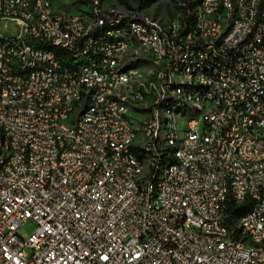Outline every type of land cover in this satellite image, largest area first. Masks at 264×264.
Masks as SVG:
<instances>
[{"label":"built area","instance_id":"1","mask_svg":"<svg viewBox=\"0 0 264 264\" xmlns=\"http://www.w3.org/2000/svg\"><path fill=\"white\" fill-rule=\"evenodd\" d=\"M89 5L99 24H92L90 14L59 9L56 0H0V35H13L12 43H0V92L40 102V110L29 111L0 104V128L11 126V137L0 135V264H264V250L236 249L239 238L220 243L203 237V229L224 231L226 220L216 224V215L229 195L238 204L250 201L251 214L243 215L250 228L246 239H264V172L254 171V164H264V0H203V18L193 19L192 10L190 24L168 18L163 28L151 26L152 16H138V9L117 13L100 0ZM126 15H136V25L120 32H139L147 41L146 54L158 60L149 83L157 87V100L145 107L142 120L154 165L140 189H133L131 177L118 175L103 152L77 146L72 131L63 137L44 119V111L63 113L76 82L95 85L96 110H86L83 125L76 127L98 138L112 134L104 152L137 167L135 144L127 145L118 109L102 98L104 78H111L122 95L128 92L111 61V50L123 45L95 47V39L81 32L82 20L98 28ZM143 26L152 27V38L144 37ZM195 34H204V42H195ZM14 36H23V43H14ZM44 42L64 45L66 55L48 53ZM191 47H198L200 60L215 55V63L224 62L223 72L198 73L200 84L209 85L206 107L217 101L225 115L205 118L203 111L190 122L194 141L209 129L204 152L168 158L160 199L152 201L150 180L161 151L154 140V107L160 98H174L172 75ZM81 52H101V60L76 65ZM27 60H35L31 73H23ZM64 61H72V68H64ZM190 72L189 66L183 84ZM9 81H16V88H9ZM103 110H111V117L90 123V115ZM69 117L76 122L77 116ZM32 124L45 125V135L23 137L24 127ZM42 136H52V143L41 144ZM168 136L173 138L169 131ZM7 143L16 145L15 157H7ZM226 146L245 154L246 164L231 163ZM150 202H157L166 218H156ZM27 219L36 229L23 236L18 230Z\"/></svg>","mask_w":264,"mask_h":264},{"label":"bare ground","instance_id":"2","mask_svg":"<svg viewBox=\"0 0 264 264\" xmlns=\"http://www.w3.org/2000/svg\"><path fill=\"white\" fill-rule=\"evenodd\" d=\"M203 0L196 7L193 19L203 18ZM110 10V6H109ZM114 10V9H113ZM117 13H128L118 11ZM82 14H90L92 24L100 23V16L97 11H87ZM138 16H149L139 12ZM89 20L81 21V32H88V36L95 39V47H103L107 43L123 45L119 49L111 50V61L113 73H118L123 78V86L128 88L125 96L120 93L119 87L111 78H104V88L102 98L113 109H118L119 123L124 126L127 133V145H134V155H138L137 167H130V161L125 160L119 155H111V152H104V147L111 144L112 134H104L101 138L95 135H87L81 132L86 110H96V99L98 98V87L76 82L70 102L64 103L63 113H53L44 111V119L47 120V127L54 132H58L63 137H71L79 147H87L94 152H103V159H110L114 168H118V175L131 177L133 189H140L145 179L152 175L154 157L153 150L149 146L150 134L142 120L146 117L145 107H152L157 100L156 85L149 83L156 76L158 70V60H152L146 54L147 41L137 31L122 33L129 25H136V15H126L121 19L107 21L98 28H90ZM173 24H184L180 20H173ZM151 26L163 28L165 21L151 17ZM143 26L145 38H152V27ZM126 40L128 42H126ZM13 35H0V43H12ZM195 42H204V34H195ZM14 43H23V36H14ZM141 51L149 60V66L140 71H133L129 61V55L133 49ZM44 50L50 54L65 56L66 47L55 42H44ZM139 58V57H138ZM101 52H81L76 56V65H84L85 61H100ZM193 67V72L188 73V81L183 84L187 77L188 68ZM31 67H35V60H27V66H23V73H31ZM64 68H72V61H64ZM224 62L216 61L215 55H205L200 60L198 47H191V52H183L176 64V69L172 75V86L177 87L174 91V98H160L154 107L155 127L154 140L160 144L161 151L156 158V169L150 180L149 196L152 201L160 199V185L168 176V158L178 160L182 158L183 152L196 153L204 152V137H209V129H202V134H196L195 141L191 138L190 122H196L204 111L205 118L224 116L225 108L217 106V101H210L206 107L207 94L209 93L208 84H200V70L207 72H223ZM9 88H16V81H9ZM197 90V91H196ZM141 93L138 97L136 94ZM83 94L85 96L86 108H84ZM0 104L17 111L40 110V102L36 98H22L10 96L7 92H0ZM136 109L141 117L136 123L132 124V110ZM77 116L76 122L72 117ZM107 117H111V110H103L95 115H90V123H101ZM168 131L173 135L169 139ZM2 137H11V126L3 125L0 128ZM45 135V125L32 124L24 127L23 137H36ZM52 143V136H42L41 144ZM16 145L7 143V157H15ZM226 156L231 163L246 164L245 154L238 152L234 146H226ZM255 172H264V164H254ZM227 206H221L220 214L216 215V224H224L226 220ZM150 210L156 218H166V211L161 209L157 202H150ZM251 214V207L249 212ZM238 228L244 237L250 236V228L246 226L244 217L240 218ZM234 234V233H233ZM203 237L215 239L220 243H229L234 238L232 230L225 224L224 231L215 229H203ZM251 243L244 240L236 242V249L248 248L252 253H260L264 250V239L249 238Z\"/></svg>","mask_w":264,"mask_h":264},{"label":"trees","instance_id":"3","mask_svg":"<svg viewBox=\"0 0 264 264\" xmlns=\"http://www.w3.org/2000/svg\"><path fill=\"white\" fill-rule=\"evenodd\" d=\"M101 2L104 0H100ZM158 0H116L121 8L127 9H139L141 12L147 11L156 6ZM202 0H168L167 16L168 18H174L177 15L178 11H181V15L178 20L182 23L190 24L192 21V10L193 18L194 11L196 7L201 3ZM91 0H74L76 6L89 5ZM180 5V6H179ZM161 13V8L159 5L155 8L154 17L159 16ZM227 209H226V223L229 225V228L232 230V235L234 238H239L241 240H246V237L242 236L241 230L238 228V222L243 215H246L250 210V201L246 200L240 204L236 203L231 196H227L226 199ZM234 233V234H233Z\"/></svg>","mask_w":264,"mask_h":264},{"label":"rangeland","instance_id":"4","mask_svg":"<svg viewBox=\"0 0 264 264\" xmlns=\"http://www.w3.org/2000/svg\"><path fill=\"white\" fill-rule=\"evenodd\" d=\"M110 1H112V0H107L106 3L110 2ZM73 2H74V0H56V3L59 5V9L64 10V11H80L81 13H85L87 11H90V5L76 6ZM114 3H117L116 0H114ZM157 5L160 6L162 14L166 15L167 9L169 8L168 0H158L156 6H154V9H151L149 12L153 13L152 11L155 10ZM109 6H110V10L114 9V10H118V11L121 10L123 12H128V9H123V8L118 7L116 5L109 4ZM142 11H143V13L148 14L144 10H142ZM139 12H141V10H139ZM180 15H181V11H178L176 17H174L173 20L179 18ZM163 21H165V20H163ZM131 52L132 53L129 55V61H130V64L132 65L133 68L140 67L142 65L145 69V68H147V66H149V60L141 51L137 50V48H136V49H133ZM137 55L139 56V58L136 57ZM140 117H141V114L136 109H133L132 110V117H131L132 124L136 126V123L139 122L138 120L140 119ZM35 229H36L35 222L31 219H27L22 223V225L19 227L18 231H19L20 235L28 236L31 233H33ZM244 241L248 244L251 243L249 238H247Z\"/></svg>","mask_w":264,"mask_h":264},{"label":"crops","instance_id":"5","mask_svg":"<svg viewBox=\"0 0 264 264\" xmlns=\"http://www.w3.org/2000/svg\"><path fill=\"white\" fill-rule=\"evenodd\" d=\"M106 1L107 0H104V2L106 3ZM106 4H112V5H116V6H120L119 4H117V3H114V0H112V1H110V2H108V3H106ZM124 9H127V8H124ZM151 9H154V8H151ZM151 9H149V10H147V11H145L146 13H148L149 15H151L152 17H154V12H155V10L154 11H152L153 13H151V12H149ZM155 18V17H154ZM157 19H159V20H165V19H168V16L167 15H163L162 14V11H161V13L159 14V16H157L156 17Z\"/></svg>","mask_w":264,"mask_h":264}]
</instances>
